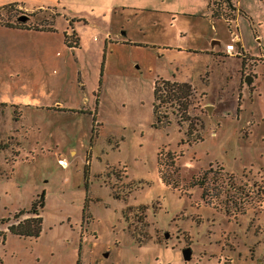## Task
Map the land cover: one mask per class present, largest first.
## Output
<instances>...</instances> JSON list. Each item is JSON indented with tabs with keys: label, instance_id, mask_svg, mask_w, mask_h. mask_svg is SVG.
Returning <instances> with one entry per match:
<instances>
[{
	"label": "rangeland",
	"instance_id": "rangeland-1",
	"mask_svg": "<svg viewBox=\"0 0 264 264\" xmlns=\"http://www.w3.org/2000/svg\"><path fill=\"white\" fill-rule=\"evenodd\" d=\"M233 1L250 20L232 0L220 18L206 0H0V264H264V0ZM159 80L190 95L158 122ZM41 193L38 237L9 233Z\"/></svg>",
	"mask_w": 264,
	"mask_h": 264
},
{
	"label": "trees",
	"instance_id": "trees-1",
	"mask_svg": "<svg viewBox=\"0 0 264 264\" xmlns=\"http://www.w3.org/2000/svg\"><path fill=\"white\" fill-rule=\"evenodd\" d=\"M219 2L224 3L225 6L230 7L229 5V0H208V8L210 10V16L212 18H220L218 16L217 11L214 9L212 10L211 7L213 5H221ZM243 16L245 14L242 13ZM246 17V16H245ZM71 20L68 21V26H70ZM19 28H24V29H33V30H40V31H52L51 28L47 29H38L35 27H29V26H19ZM63 34V44L69 48L72 47H78L79 43V37L77 33L70 27V32L65 33L62 32ZM243 56H241V67L244 64L243 63ZM152 95H153V102L151 105L152 113L155 116L156 120L159 122L160 117H166V115H159V112L157 111L160 103L163 101L168 100H174L175 102L178 103V105H181L183 109H185L186 105L182 100H186L189 95H190V86L187 83L184 82H176V81H168V80H159L155 81L153 83V88H152ZM94 103L96 105L97 103V94L94 96ZM6 104L4 102H0V106H5ZM92 121L94 122V113L92 114ZM7 148V143H0V150L6 149ZM85 172V170H84ZM85 174V173H84ZM43 207V194L41 193L38 195L36 198H34L31 203L29 208L26 211H23L22 209L16 211L13 213L12 219H14L13 222L7 223L6 224V230L18 237H23V238H36L38 237L40 230H41V215H40V209ZM28 214L26 217L19 219V217L22 214ZM3 222L8 221L7 218L1 219ZM0 235H2V232H0Z\"/></svg>",
	"mask_w": 264,
	"mask_h": 264
},
{
	"label": "crops",
	"instance_id": "crops-1",
	"mask_svg": "<svg viewBox=\"0 0 264 264\" xmlns=\"http://www.w3.org/2000/svg\"><path fill=\"white\" fill-rule=\"evenodd\" d=\"M137 1L140 2V5H142L143 3H145V4H143V6H141L142 8H138L142 12H144V11H154V12H157L159 14V13H162L163 11L166 12L165 10L166 9L167 10L169 9V12L168 13L173 14V13H177V11H179V8H178L179 0H174V2H175V7L173 8V11L174 12H172L170 10L169 6H167V7H162L161 6L160 7V4H158V7H159L158 9L156 8V6H153L155 8H152L151 7V5H153V3H163L164 0H137ZM232 2L234 3V8H235V13H234L233 19H236V15L237 14H240V13L241 14L242 13L245 14L244 12H241V10L238 8L237 4L233 0H232ZM166 3H168V2H166ZM207 4H208V0H206V5H205V11H206L207 17L212 18L210 16V10H209ZM149 5H150V7H149ZM126 9H127V6L126 7H123L122 6V8H121V10H126ZM245 16L248 17L246 14H245ZM248 19L250 20L249 17H248ZM208 41L213 46H215L216 44H218V40L213 39V37H209V40ZM234 42H235L237 48H240V43H239L238 40H236V38L234 39ZM174 45L175 46H171V47H167V48H169V49H175V50H178V51H186V52H191V51H193V52H199V51H201V52H207L208 51V50H205V49L204 50L193 49V48H190L189 46H178L177 44H174ZM209 51L216 52V50H215L214 47H212ZM219 53L225 54V53H223V49L222 50H219ZM246 77H249V75H245V78ZM170 79H177V78L171 77Z\"/></svg>",
	"mask_w": 264,
	"mask_h": 264
},
{
	"label": "built area",
	"instance_id": "built-area-1",
	"mask_svg": "<svg viewBox=\"0 0 264 264\" xmlns=\"http://www.w3.org/2000/svg\"><path fill=\"white\" fill-rule=\"evenodd\" d=\"M232 40H234V39H232ZM223 53H225L226 55H238L239 54L238 51H234V47H233L232 43L225 44V46L223 48ZM56 162L61 166L66 165V161L63 158L57 159Z\"/></svg>",
	"mask_w": 264,
	"mask_h": 264
},
{
	"label": "water",
	"instance_id": "water-1",
	"mask_svg": "<svg viewBox=\"0 0 264 264\" xmlns=\"http://www.w3.org/2000/svg\"><path fill=\"white\" fill-rule=\"evenodd\" d=\"M25 18H26L25 16H21L19 19L20 20H24ZM247 78H249V77H246V79ZM247 83H249V80H247ZM206 109H209V106H206ZM164 236H166V235H164ZM189 256H190V249L188 247H184L182 249V257H183V259L187 260V259H189Z\"/></svg>",
	"mask_w": 264,
	"mask_h": 264
}]
</instances>
